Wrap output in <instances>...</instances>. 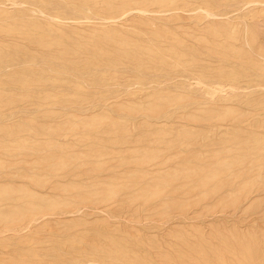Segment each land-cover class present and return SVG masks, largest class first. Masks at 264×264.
Here are the masks:
<instances>
[{"label":"rangeland","instance_id":"1","mask_svg":"<svg viewBox=\"0 0 264 264\" xmlns=\"http://www.w3.org/2000/svg\"><path fill=\"white\" fill-rule=\"evenodd\" d=\"M0 264H264V0H0Z\"/></svg>","mask_w":264,"mask_h":264}]
</instances>
